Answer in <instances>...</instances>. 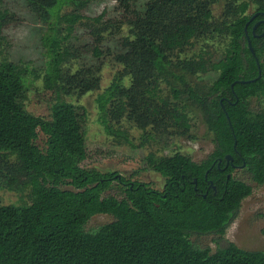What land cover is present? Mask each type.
<instances>
[{
    "label": "trees",
    "instance_id": "1",
    "mask_svg": "<svg viewBox=\"0 0 264 264\" xmlns=\"http://www.w3.org/2000/svg\"><path fill=\"white\" fill-rule=\"evenodd\" d=\"M23 1L44 31L45 69L35 78L41 76L55 100L47 119L28 112L27 79L34 71L27 62L0 61V190L20 198L0 203V264H264L263 251L229 243L211 252L190 240H221L252 192L230 176L227 155L244 165L251 181L264 183V0H228L219 22L212 0H114L115 16L91 19L90 41L80 53L71 38L91 0ZM14 21L0 8V53L3 30ZM106 36L117 50L103 48ZM215 36L224 38L220 57H182L195 41ZM85 54L97 65L108 56L123 69L96 98L106 135L134 147V128L142 133L139 147L161 140L168 146L191 132V119L199 116L213 151L200 162L150 152L145 168L165 179L161 191L117 172L83 168L87 110L62 97L98 87L96 68L83 74L68 67ZM201 74H215L203 89L196 81ZM253 99L263 102L259 110L251 109ZM39 132L44 148L36 145ZM114 189L120 198L109 194ZM100 214L112 221L86 230Z\"/></svg>",
    "mask_w": 264,
    "mask_h": 264
},
{
    "label": "rangeland",
    "instance_id": "2",
    "mask_svg": "<svg viewBox=\"0 0 264 264\" xmlns=\"http://www.w3.org/2000/svg\"><path fill=\"white\" fill-rule=\"evenodd\" d=\"M227 1L212 0L211 12L218 22L222 19ZM114 5V0H91L88 7L83 11L85 20L77 24L75 33L71 38V45L74 49H77V52H82L83 43H89L90 41L88 33L91 30L89 27L92 24L91 19L103 12H106V19L114 17ZM0 8H6L15 15V21L3 30V36L6 40L5 47L3 46L2 48L3 52L0 53V61L6 58L15 63H29V68L34 72L29 74L27 79L29 92L25 107L31 114L47 119L50 114V104L55 100V94L43 89L41 76L37 79L35 78V74L41 75L45 69L46 58L40 42L44 32L43 27L29 13L23 0H8L0 4ZM254 9L251 6L247 14L251 15ZM125 31L126 29H124ZM106 37L108 40L104 43L103 48L110 49V52L117 50V41L109 39L108 36ZM222 39L224 38L215 36L209 41H195L193 46L182 57L189 58L200 53H206L218 58L225 44ZM68 67L72 73L81 71L80 73L87 74L91 72L92 68H96L99 73V85L96 89L81 97L75 94L70 97H62L66 102L82 105L87 110L86 158L81 163L83 168L95 169L100 172H117L123 177L145 183L150 188L161 191L163 190L165 179L157 172L151 169L146 170L145 168L144 158L150 152H157L160 156H169L178 152L189 156L195 162H200L213 151V136L209 133L205 122L199 116L191 119V132L184 136L180 134L174 136L173 144L170 142L168 146L165 145V141L161 140L159 143L153 142L139 147L142 133L134 128L130 129L134 147L126 145L122 141L114 140L113 137L104 133L97 122L96 98L111 84L114 77L123 71L122 66L108 56L97 65L89 55L85 54L77 60H72ZM214 78L215 74H201L199 78H196V81L198 86L203 89ZM262 106V101L255 99L251 101L250 107L252 110H259ZM124 127L130 128L128 124H124ZM44 142L45 137L39 132L36 145L44 148ZM230 176L251 185L253 188L251 194L242 200L238 213L226 229L225 235L221 240H218L216 235H192L190 240L200 248H209L211 252H215L218 248H223L229 243H233L238 248L246 251L264 252V183L258 185L251 181L244 165L234 167ZM66 189L71 188L67 187ZM109 194L117 198L121 197L120 193L115 189ZM19 200L20 198L14 192L0 190V203L4 205L18 204ZM111 221L112 217L109 215L100 214L94 216L86 225V230L95 229Z\"/></svg>",
    "mask_w": 264,
    "mask_h": 264
},
{
    "label": "water",
    "instance_id": "3",
    "mask_svg": "<svg viewBox=\"0 0 264 264\" xmlns=\"http://www.w3.org/2000/svg\"><path fill=\"white\" fill-rule=\"evenodd\" d=\"M253 18H254V16L251 18V20H252ZM260 22L264 23V19L261 20ZM245 32H246V28H245ZM263 34H264V33H263ZM263 34H262V35H263ZM247 45H248V48H249L251 54L254 56L255 61H256L257 65H258V69H259V71H258V78H259V77L261 76V70H260V67H259V62H258L257 58L255 57V54H254V51H253V48H252V46H251V42H250L248 36H247ZM225 160H226V165H228L230 162H232V158H231L230 155H227V156L225 157ZM228 177H229V175H228ZM211 185H212V184H211ZM212 187H213V186H212ZM213 189H214V187H213Z\"/></svg>",
    "mask_w": 264,
    "mask_h": 264
},
{
    "label": "flooded vegetation",
    "instance_id": "4",
    "mask_svg": "<svg viewBox=\"0 0 264 264\" xmlns=\"http://www.w3.org/2000/svg\"><path fill=\"white\" fill-rule=\"evenodd\" d=\"M230 164L232 165V167H240V166L233 165L232 162H230ZM226 166H227V165H226Z\"/></svg>",
    "mask_w": 264,
    "mask_h": 264
}]
</instances>
